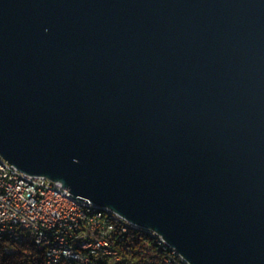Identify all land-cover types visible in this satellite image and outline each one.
Masks as SVG:
<instances>
[{
    "label": "water",
    "instance_id": "1",
    "mask_svg": "<svg viewBox=\"0 0 264 264\" xmlns=\"http://www.w3.org/2000/svg\"><path fill=\"white\" fill-rule=\"evenodd\" d=\"M0 154L189 264H264V0H0Z\"/></svg>",
    "mask_w": 264,
    "mask_h": 264
},
{
    "label": "built area",
    "instance_id": "2",
    "mask_svg": "<svg viewBox=\"0 0 264 264\" xmlns=\"http://www.w3.org/2000/svg\"><path fill=\"white\" fill-rule=\"evenodd\" d=\"M69 193L70 189L62 182L27 174L0 154V224H5V231L15 232L11 221L25 222L32 227V234L28 235L47 242L42 229L53 228L51 238L71 239L77 252H84L100 264H107V261L132 264L126 260L128 254L122 253V244L129 243L137 251H148L150 262L156 260L148 240L135 236V230H128L131 222L119 214L126 236H118L116 230L111 229L110 222L99 219V216L89 217L82 210V203H96L90 199L69 200ZM96 241H104V248H96ZM54 251L58 250L51 249L48 254ZM52 264L81 263L58 261Z\"/></svg>",
    "mask_w": 264,
    "mask_h": 264
},
{
    "label": "bare ground",
    "instance_id": "3",
    "mask_svg": "<svg viewBox=\"0 0 264 264\" xmlns=\"http://www.w3.org/2000/svg\"><path fill=\"white\" fill-rule=\"evenodd\" d=\"M69 200H78V198L69 193ZM82 210L89 217L99 216V219L110 222L111 229L116 230L118 236H126V229H124V225H120V215L116 212L98 204L90 203H82ZM126 221L128 220L126 219ZM11 228H14L15 232L5 231V224H0V240H6L15 247L19 244L33 242L38 249L43 250L45 264H52V262L58 261L59 263H75L77 261L81 264H100V262H95L92 258H89L84 252H77L76 244L72 243L71 239L51 238L53 236V228L42 229V236L44 239H48L47 242L28 235L32 234V227L28 223L11 221ZM128 230H135V236L148 240L155 259H159L161 264H185L184 262L189 264L180 256L175 247L171 246L154 230L141 227L132 222L128 223ZM96 248H104V241H96ZM51 249H57L58 251L48 254ZM7 250L12 252L15 248H8ZM131 250H134L133 245L122 244V253H127V251L130 252ZM107 264H120V262L107 261Z\"/></svg>",
    "mask_w": 264,
    "mask_h": 264
},
{
    "label": "trees",
    "instance_id": "4",
    "mask_svg": "<svg viewBox=\"0 0 264 264\" xmlns=\"http://www.w3.org/2000/svg\"><path fill=\"white\" fill-rule=\"evenodd\" d=\"M12 245L6 240H0V264H45L43 250L38 249L33 242L16 245L15 250L10 252L7 247ZM127 254L126 260L132 264H161L159 259L150 262L151 255L148 251L134 249L127 251Z\"/></svg>",
    "mask_w": 264,
    "mask_h": 264
}]
</instances>
